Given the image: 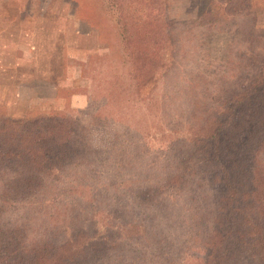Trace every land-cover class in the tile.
Listing matches in <instances>:
<instances>
[{
	"label": "trees",
	"instance_id": "trees-1",
	"mask_svg": "<svg viewBox=\"0 0 264 264\" xmlns=\"http://www.w3.org/2000/svg\"><path fill=\"white\" fill-rule=\"evenodd\" d=\"M106 1L117 14L130 83L142 93L164 67L162 36L186 24L210 29L250 18L235 30L251 43L231 74L239 80L224 79L188 109L186 101L177 115L187 117L188 134L169 139L172 126L158 138L145 124L125 122L111 149H94L73 111L0 113V264H264V30L252 21L253 0H200L184 22L144 16L133 0ZM77 179L96 192L74 197L75 205L95 201L82 209L90 225L73 222L60 243L32 241L29 220L11 208L35 205ZM103 211L110 219L100 232L94 219Z\"/></svg>",
	"mask_w": 264,
	"mask_h": 264
},
{
	"label": "rangeland",
	"instance_id": "rangeland-1",
	"mask_svg": "<svg viewBox=\"0 0 264 264\" xmlns=\"http://www.w3.org/2000/svg\"><path fill=\"white\" fill-rule=\"evenodd\" d=\"M199 1L133 0V4L144 16L167 15L184 22L197 15ZM253 2L252 21L254 17L264 30V0ZM130 10L138 15L135 8ZM249 19L210 29L186 24L167 40L162 36L164 67L158 66V79L146 86L144 94L130 83L132 72L127 73L117 14L106 0H0V113L73 111L89 127L94 149L113 148L125 122L145 124L158 138L172 126L177 131L165 130L167 138L186 135L189 121L177 115L186 101L188 109L189 103H203L207 95L218 92L224 79L229 78L226 85L239 80L231 74L237 70L241 50L251 43L235 30L249 27ZM134 40L140 42L138 37ZM83 180L87 179L60 184L46 200L20 203L11 214L27 217L32 241L60 243L77 221L87 219L82 228L90 225L91 213L82 209L90 210L88 203L95 201L74 202L81 195L96 196L94 187ZM109 219L106 211L95 216L100 232ZM89 229L96 230L93 225ZM196 251H188V258H194Z\"/></svg>",
	"mask_w": 264,
	"mask_h": 264
}]
</instances>
